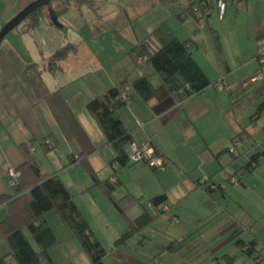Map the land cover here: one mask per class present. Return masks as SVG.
<instances>
[{
  "label": "crops",
  "instance_id": "0c3cea01",
  "mask_svg": "<svg viewBox=\"0 0 264 264\" xmlns=\"http://www.w3.org/2000/svg\"><path fill=\"white\" fill-rule=\"evenodd\" d=\"M6 1L8 4L5 9L10 11L12 17L34 0ZM105 1L120 8L121 4L126 7V2L129 3L131 0ZM186 1L168 0V6L172 11L168 16V27L180 41L191 39L194 42L191 48L192 57L210 81V85L201 93L191 95L180 102H176L173 95L149 103H144L134 96L120 108L118 114L132 132L134 143L151 148L165 164L160 169L157 168V171L143 162L130 163L128 167L120 169L115 177L119 182L118 192L123 195L119 198L129 196L133 207L139 206L136 215H132V218L127 217L128 219L133 220L144 211L148 212L152 219L155 218V222L152 221L139 234L134 235L139 237L137 242L140 245H146L149 241L148 233L155 234L158 229L166 231L162 234L166 241L164 244L169 242L174 245L173 252L167 250L162 256L158 255L156 250H152L148 254L151 262L148 264H224V257L234 258V264H242L241 261L245 258L248 264H257L253 260L255 254L252 257L245 256L238 243L241 242L245 246L254 241L260 257L264 258V229L254 218L259 215H245L244 220H239L237 215H219L217 220L222 217L223 221L220 225L213 226L215 224L213 223L210 227L201 226L195 229L188 223L189 221L204 222L211 219L212 215L175 213L169 217L173 224L172 228L165 225L168 223L167 214L170 210L168 202L173 206L183 199L190 198L191 194H199L202 200L209 201V197H213L216 192L226 194L225 196L230 193L231 189H228L227 193L224 192L227 188L223 183L225 181L232 183L231 176L236 173L238 166L237 159L234 160L228 150L240 157L239 148L233 147L232 139L243 130L249 136L248 140L252 137L246 130L244 117L236 118L237 96L242 94L247 95L246 98H251L258 92L254 96V104L260 103L256 105V114L264 116V85L254 84L255 82L250 80L259 67L257 57L264 46V0H213V4L200 20L185 18L180 22L175 21L174 13L180 14ZM219 1L225 4L222 14L218 6ZM95 4L91 8H95ZM0 5L3 9L4 4L1 0ZM89 7L81 6L87 16L92 10ZM100 9L96 7L100 19L92 18L91 22L80 23L78 26L80 31L91 35L92 30L97 29L102 23L110 25L112 31H118L116 22H111L117 19L115 9L110 6L108 9ZM129 11L130 8L126 7L122 15L119 37L111 35L107 41H101L105 46L101 48V52H96L91 47L88 42L89 36L85 38L80 35L74 38V42H68L67 45H73L74 50L57 66L53 68L48 66L54 53L44 56L41 63L32 62L28 56L31 62L22 66L30 63L33 67L27 71L24 66H19L20 63L16 64V69L11 68L10 63H6V59H10L0 54V195L12 193V189L7 186L6 175L24 160L19 145L31 140L39 143L47 139L52 144L55 143L56 151L49 152L50 155L55 153L63 157L86 155L87 161L100 180L112 175L113 171L108 163L115 157V152L112 147L106 145L104 135L88 113L86 104L122 81H130L140 75L141 71L128 56L132 46L144 41L151 50L158 48V43L149 36L156 26L143 22L135 29L130 25V18H134V14ZM200 15L198 13L197 17ZM13 54L14 59H18V55ZM17 77L24 82H15ZM82 81L86 82L73 85L74 82ZM220 82L223 88L217 89L216 85ZM255 87L258 91H255ZM261 139L264 143V135ZM245 143L246 141L243 147ZM253 146L250 147L251 152L249 149L244 151L247 156L245 164L255 151L264 149V145L262 150H257ZM61 148H64L63 152ZM38 150L34 153L35 160L38 157ZM63 161L59 158L54 162L63 165ZM261 165L264 167V163ZM77 168L75 162L72 169ZM46 169L47 174L56 172V168ZM70 169L66 168L67 171L64 172L61 170L58 176L73 196L78 209L81 212L82 207L84 209L87 207L86 211L93 219L87 222L95 235L97 229L99 231L108 229L110 223L105 215H96L93 212L98 205L97 197L102 199L99 189L87 191L92 186L89 177L77 178L76 174L68 173ZM241 175L239 185L246 186L247 183L243 181L245 178ZM204 178L211 179L210 183L216 186L221 185L223 190L212 189L211 195L208 194L199 185V181ZM115 191L113 198L117 193ZM159 196H165L166 200L160 206L151 205L150 200ZM105 201L106 206L111 205L108 199ZM130 202L123 203V208ZM100 203L103 201L100 200ZM210 204L207 202V207H210ZM201 206L203 204H200ZM5 216L6 204H1L0 221ZM83 217L86 219L85 215ZM58 220L60 221L59 218ZM46 221L53 229L56 242L62 243L65 248L64 257L75 255V245L78 242L69 227L61 221L63 227L59 225L52 215L46 214ZM123 222L127 227L124 220ZM114 233L110 240L106 238L110 244L115 241L114 237L120 231L116 229ZM228 233L230 235H225ZM224 236L226 238L221 239ZM67 242L69 244L72 242L73 246L68 247ZM0 243L2 255L6 252V247L1 237ZM122 260L124 256L119 249L111 251L108 256L110 264H120ZM146 260L141 258L135 262L146 264Z\"/></svg>",
  "mask_w": 264,
  "mask_h": 264
},
{
  "label": "trees",
  "instance_id": "16d2710c",
  "mask_svg": "<svg viewBox=\"0 0 264 264\" xmlns=\"http://www.w3.org/2000/svg\"><path fill=\"white\" fill-rule=\"evenodd\" d=\"M53 1L55 3H52ZM72 3L78 6L93 7L94 0H52L49 6L35 10L22 23L25 24L27 30L35 29L39 25L41 17L44 16L45 8L50 9L58 17L65 13ZM212 4L213 0H187L183 11L176 15V18L178 21L185 18L200 20ZM198 13L201 14L200 17H197ZM149 36L158 43L156 50H151L144 41H139L128 51L131 61L141 71L140 75L133 80L122 81L116 87L95 96L86 104L88 113L104 135L106 145L112 147L115 152V157L108 163L113 171L112 175L107 179L100 180L87 161L86 155L70 157V163L81 164L91 179L92 186L87 191L94 188L99 189L125 220L128 230L114 241V249L126 245L130 237L139 234L153 221L146 211L133 220L128 219L124 215L123 202L125 200L132 201L131 197L125 196L119 201H115L113 198V193L119 186V182L115 178L116 173L120 169L128 167L130 163H136L130 158L131 145L134 143L132 132L125 126L118 111L134 96L144 103H149L173 95L176 102H180L191 95L201 93L210 85V81L192 57L191 48L194 46V42L191 39L180 41L165 21L160 22L149 33ZM73 50L74 46L71 44L57 50L50 57L49 68L57 66ZM260 53L257 57L259 67L254 76L261 72ZM144 65H149L150 73L140 69ZM155 79L160 81V85L157 87L153 84ZM248 138L246 131L243 130L232 139L233 147L242 146ZM45 141L47 139H43L39 143L31 140L19 145L24 160L14 169L20 174L17 186L9 187L12 189L10 195H0V205L6 204V216L0 221V237L6 247V252L0 255V264L51 263L49 250L55 244L56 236L46 221V214L49 212H54L60 221L69 227L89 264H103L107 255L106 251L81 214L73 196L65 188L56 172L47 174L33 158L35 150L38 148H42L46 152L56 151L55 143L49 146ZM228 152L234 160L238 158V155L233 151L228 150ZM153 155L158 157L155 151ZM262 163H264V149L255 151L249 156L247 164L238 168L231 179H234L235 183L238 182L243 172H254ZM153 169L154 171L158 170L157 168ZM5 179L8 180L7 177ZM210 182L211 179H206L199 185L208 194L212 192V189L223 190L221 185L216 186ZM165 200V196L155 197L150 200V204L160 206ZM128 206H133L132 202ZM26 233L33 240L35 247L31 245ZM254 243L252 241L244 246L240 242L238 245L245 256L252 257L255 254L253 260L257 264H264V258L260 257L259 250L255 248ZM223 262L224 264H234V258L224 257Z\"/></svg>",
  "mask_w": 264,
  "mask_h": 264
},
{
  "label": "rangeland",
  "instance_id": "374dc122",
  "mask_svg": "<svg viewBox=\"0 0 264 264\" xmlns=\"http://www.w3.org/2000/svg\"><path fill=\"white\" fill-rule=\"evenodd\" d=\"M4 4V10L1 8L2 5H0V29L11 19L13 18L11 16V13L9 10L5 9L7 8V1L1 0ZM95 8L89 7V15L87 16L86 12L81 8V6H78L74 3L70 4L68 7V10L59 15L57 18V23L59 26L54 25L53 23V17L51 16V13L49 12V9L45 8L44 16L41 17L39 21V25L32 30H27L24 23H21L19 26H17L16 29L8 33L3 41L0 43V54L9 58L10 60L6 59V63H10V67L16 69V64L20 63V67L22 64H25L32 60L34 63H41L42 58L45 56H49V54L55 53L57 50L65 47V45L68 44V42H74L76 38H78L80 35L83 37H88V42L91 45L93 49L96 50V52H101V48L105 47L101 41L105 42L111 35H117L119 37L121 27V21H122V15L124 14V10L126 7H129L130 13L134 14V18H130V25L134 27L135 29L139 27L140 23L145 22L146 24H154L153 26H157L162 21H165L168 24V16L171 14L172 11H170V7L168 6V0H131L129 3H127L126 7L125 5H120V8L117 7V5H112V3H107L105 0H94ZM52 3H55L53 1ZM135 3V4H134ZM131 4H134L131 6ZM109 6L111 8H114L117 12V19L111 21L112 23L116 22V27L118 28L117 32L112 31L110 25L102 23L101 25H98L97 29L92 30L91 35H87L85 31H80V28L78 26L80 23L85 24L86 22H91V19L94 18L100 19L98 16V11L96 10V7H100L102 10L103 8L108 9ZM115 6V7H112ZM124 6V7H123ZM119 8V9H118ZM110 13V12H109ZM177 15L176 13H174ZM125 16V15H124ZM174 20L177 21L176 16H173ZM98 22V21H97ZM151 22V23H150ZM180 22V21H178ZM101 23V22H98ZM171 24V20H170ZM87 35V36H86ZM96 37V39L94 38ZM75 38V39H74ZM118 50V49H117ZM13 53H16L18 55V59H14L12 55ZM47 55V56H46ZM28 56L29 59L27 58ZM47 59H45L46 61ZM22 61V62H21ZM31 62V61H30ZM32 64L23 65L25 67V71L30 70L33 66H30ZM22 66V67H23ZM28 66V67H27ZM142 71L146 73L151 72V68L149 65H144L143 68H140ZM255 75V74H254ZM252 75V76H254ZM251 78V77H250ZM15 82L22 83L23 80L18 79V77L15 79ZM86 81L82 82H74L73 85H80L81 83H85ZM264 85V79H260L254 84ZM155 86L157 87L159 84V79H156L154 81ZM238 89V88H237ZM255 91L257 90V87H255ZM254 94V96H256ZM264 94V90H263ZM254 96H251V98H246L247 95L239 94L237 96L236 101V118H242L244 117V122L246 124V130H248L251 133V138L246 141V143L243 146H239L240 151V157L237 158V168H240V166L244 165L247 161V156L244 151L251 152L250 149L251 145H254L253 148H256L257 150H262V147L264 143L262 142V136L264 135V116L257 115V106L260 103L254 104ZM257 105V106H256ZM252 116V117H251ZM251 117V118H250ZM245 128V127H244ZM52 145V143H51ZM49 145V146H51ZM37 158L36 162L42 167V170L45 172L47 167L50 168V170H53V168H56V173L60 172L61 170L64 172L66 168H71L68 170V173L71 175L76 174L77 178L80 176L89 177L87 172L84 170V168L77 162L78 168L76 170L72 169L73 164L70 163V157L71 156H62L57 155L56 153L53 155L48 154L49 152L44 151L42 148H38ZM64 151V148H61V152ZM53 152V151H50ZM60 152V151H59ZM34 158V156H33ZM66 160L63 161V165L55 164L58 159ZM35 159V158H34ZM58 166V167H57ZM67 171V170H65ZM76 171H79L76 173ZM67 173V172H66ZM97 174V173H96ZM253 174V175H252ZM98 176V175H97ZM76 177V176H75ZM241 177H244L245 180L244 183H247L246 186L239 185L240 181L236 183H229L227 181H223V185L227 188L224 192L227 193L228 189L230 190V193L222 194L221 192H216L213 197H209V201L202 200L201 195L199 194H191L190 198L183 199V201L177 202L175 205L171 206V203L168 202V208L170 209L168 212V223H165V225H168V227L172 228L171 222L169 221L170 215L177 214V215H212L211 219L205 220L204 222L196 221V222H188L193 225V227L201 228V226H218L220 225L222 221V217H219V215H237V218L239 220H244L246 218L245 215H255L258 217H254L256 220H258L261 227L264 229V217L261 215H264V167L260 165V167L257 169L256 172H243ZM90 179V178H89ZM104 180V179H101ZM206 178L201 179L199 183H202L205 181ZM91 181V179H90ZM233 188V189H232ZM100 191V190H99ZM117 193L114 195V200L119 201L121 200L119 197L120 195L123 196L120 191L118 192V188H116ZM115 191V192H116ZM101 197L98 198V205L97 208L93 210V212L96 213V215H105V218L108 219L110 226L108 229L99 231H96L97 238L99 239L100 243L102 244L103 248L106 251V259H104L103 264H110L111 262L108 261V256L110 255L111 251L115 250L112 242L110 244L109 241H106V238L110 240L111 236L114 235V230H119L120 233L114 237L115 240H117L118 236L120 237L123 235L128 229L125 227V224L123 222L124 218L121 216V213L114 207L113 204L110 206H106L104 204V201H107V198L105 195L100 191ZM119 198V199H118ZM122 198V197H121ZM105 199V200H104ZM100 200L103 201V203H100ZM124 200V199H123ZM105 201V202H106ZM202 201V202H200ZM211 203L210 207H207L206 203ZM123 203H127L125 200ZM200 204H203V206L200 207ZM139 207V206H138ZM138 207L133 206H125L124 208V215L126 217L132 218V215H136V211ZM195 207V208H194ZM87 207L84 209L82 207L81 214L86 216L87 221L93 220L91 217H89L90 214L87 213ZM47 215H52L55 217L57 223L62 226L60 221L58 220L56 214L54 212H49ZM161 215V214H159ZM134 217V216H133ZM85 218V217H84ZM103 218V217H102ZM51 219V216L50 218ZM155 218H153L154 221ZM217 220V221H216ZM125 221V220H124ZM186 223L187 221L184 220ZM155 222V221H154ZM51 223V221H50ZM204 223V224H202ZM97 224V223H96ZM63 227V226H62ZM114 227V228H113ZM247 231V230H246ZM165 230H156L155 234L148 233L149 241L146 245H140L138 240V236H133L132 238L128 239V243L126 242V245H122L119 249L120 253L124 256V264H137L136 260H141V258H146L145 261L146 264L151 263L149 258L150 255H148L152 250H156L157 254H162L164 252H173L174 249L172 247L174 246L171 243L164 244L163 235L165 234ZM145 234V233H143ZM143 234L141 236H143ZM168 234L169 231H168ZM223 235V233H221ZM31 245L35 247V244L33 240L29 237V235L26 233ZM95 235V236H96ZM221 235V236H222ZM230 235V233L225 234ZM226 238V236L222 237L221 239ZM240 238V237H238ZM163 242V243H162ZM66 245L69 247H72V242L70 244L67 242ZM1 243H0V250H1ZM75 255H71L69 258L64 257L65 254V248H63L62 243L55 242V244L50 248L49 255L51 256L52 263L51 264H89V261L85 254L82 252L80 246L78 243L75 245ZM114 247V248H113ZM162 247V248H161ZM114 254V253H113ZM127 256L128 258H125ZM113 257V256H112ZM111 259V258H110ZM113 259V258H112ZM134 260V261H133ZM123 262L120 261V264ZM242 264L249 263L247 262V259H243L241 261Z\"/></svg>",
  "mask_w": 264,
  "mask_h": 264
},
{
  "label": "built area",
  "instance_id": "2783aa9c",
  "mask_svg": "<svg viewBox=\"0 0 264 264\" xmlns=\"http://www.w3.org/2000/svg\"><path fill=\"white\" fill-rule=\"evenodd\" d=\"M220 13H223L224 10V2L219 1L218 2ZM139 62H142V60H139ZM260 63L262 65L261 72H259L258 75L251 77V82H257L260 79H264V49L260 53ZM217 89H222L223 85L220 82L218 85H216ZM47 145H51V142L49 140L45 141ZM238 145V143H236ZM154 151L151 148L145 147V146H138L137 144L133 143L131 145V160L138 163L143 162L150 168H160L165 164V161H163L160 157H155ZM20 176L19 172H17L14 169H11L8 171L6 177H7V186L10 188L17 186V179ZM232 183H235L234 179H231ZM175 222V220H174Z\"/></svg>",
  "mask_w": 264,
  "mask_h": 264
},
{
  "label": "water",
  "instance_id": "95a60500",
  "mask_svg": "<svg viewBox=\"0 0 264 264\" xmlns=\"http://www.w3.org/2000/svg\"><path fill=\"white\" fill-rule=\"evenodd\" d=\"M52 0H34L24 7L19 13H17L12 19H10L1 29H0V43L3 41L4 37L13 31L17 26H19L23 20L35 10L49 6ZM50 10V9H49ZM53 17V23L59 26L57 23V18L54 16L52 11H49Z\"/></svg>",
  "mask_w": 264,
  "mask_h": 264
}]
</instances>
